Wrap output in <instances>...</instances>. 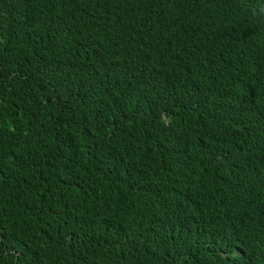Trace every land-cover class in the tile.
<instances>
[{"label": "trees", "instance_id": "16d2710c", "mask_svg": "<svg viewBox=\"0 0 264 264\" xmlns=\"http://www.w3.org/2000/svg\"><path fill=\"white\" fill-rule=\"evenodd\" d=\"M0 264H264V0H0Z\"/></svg>", "mask_w": 264, "mask_h": 264}]
</instances>
